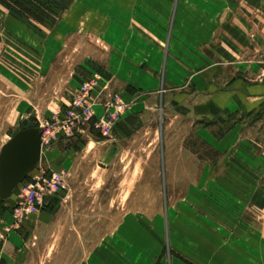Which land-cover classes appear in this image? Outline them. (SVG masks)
<instances>
[{
	"label": "rangeland",
	"instance_id": "obj_1",
	"mask_svg": "<svg viewBox=\"0 0 264 264\" xmlns=\"http://www.w3.org/2000/svg\"><path fill=\"white\" fill-rule=\"evenodd\" d=\"M120 2L0 0V153L40 127L26 179L63 175L38 212H18L19 189L0 200V264H264V102L204 127L192 101L200 61L245 49L246 33L256 64L236 60L214 87L264 83V0H150L131 21ZM169 53L188 66L172 62L164 89Z\"/></svg>",
	"mask_w": 264,
	"mask_h": 264
},
{
	"label": "crops",
	"instance_id": "obj_2",
	"mask_svg": "<svg viewBox=\"0 0 264 264\" xmlns=\"http://www.w3.org/2000/svg\"><path fill=\"white\" fill-rule=\"evenodd\" d=\"M118 1H121L120 3L123 5V8L127 9V11H123L121 13V15L127 17L126 21H131V17L139 13V8H138L139 3H149L150 2V0H115V3H117ZM258 24L259 26L257 28L258 29L257 34H256V28L254 29L253 27V31L255 33L253 38H256L257 36L259 42L261 43V40H262V42L264 43V29L263 31H261L260 23ZM230 27L232 30L231 34L233 33V35H235L236 25H234L233 23L231 24ZM138 31L142 34L140 29H138ZM147 34L151 35V32L147 30ZM246 35L248 36V41L246 40L245 41L247 42L246 45H248V47H245V49L240 50L236 48L237 44H235L233 47L229 49H225L224 47L225 43L223 42V44L218 45V48H216V54L214 55L215 58L212 61L213 63L210 61H207L206 64H203L202 61H200L201 62L200 67H204V70L202 69L200 75L197 74L192 77L193 81L196 80L200 84V86H198L200 91L193 94L192 101L193 103H195V105H197L199 104L200 101L204 100V103H202V105L205 104L206 112L208 113V119H206L208 122L206 123H209V124H206L204 127H217L218 126L217 120L219 116H227L230 113L232 112L234 113L236 111H239L242 113L250 112V110L256 107L260 102H264V83L263 84H252V83H249L248 81L244 82L245 80L244 81L242 80V83L240 86H236V83L233 82L232 84L228 85V87H225L224 89H217L216 87H214V84L217 83L216 74L223 72L224 68L225 69L228 68L227 66L231 65V63H235L236 60L238 61L239 59L243 58L247 64H250V65L256 64L254 61H253L254 63H252V60H254L255 57L254 59L245 58L247 54L252 53L250 51L252 48V45H251L252 42H250V39H249L251 37V34L246 33ZM202 44H203V40L200 41L198 49L195 50L196 53L199 54L200 58H202L201 60H203L204 58ZM253 45L255 44L253 43ZM258 46L259 47H256V46L254 47H255V50L257 49L259 52L260 51L259 49L261 47L260 45ZM179 59L178 57L177 59L175 57H171L170 53L168 55V58L165 57L164 60L167 61V65L165 67L166 70L164 73V77L162 79L160 75L157 76L159 77L158 78L159 87L163 85L164 89H169L174 85V82L170 80V76H171L170 72H171V68L173 67L174 61L177 62L175 63V68L177 67L186 68L188 66V64L186 63H180L181 59L180 60ZM110 63L112 64V66L114 65L112 55L110 58ZM145 63L146 64L144 68L146 70V73H148V75H151L152 78L155 79L156 77L155 70L149 66L148 62H145ZM143 65H144L143 62H141L139 63L138 66L141 67ZM210 67H216V68L218 67L217 69L218 71L214 70V71L209 72L208 70L207 71L205 70V69H209ZM247 71L248 69H244L243 71L245 72L243 73L244 77L245 75H251L249 74V71L248 72ZM188 76H190V74H187L185 77H188ZM185 77L183 78L185 79ZM150 78L151 77H149L148 79L140 80L138 77L136 78L135 76L132 75L130 79H126L125 81L130 84H136V85L141 84L140 86L143 87L144 84L146 85L150 83L149 82ZM165 87H168V88H165ZM162 100H163L164 106L166 107L165 98L163 97L162 99H160V103ZM163 110L165 111V108H163ZM200 115L202 114L200 113L194 114L193 119L194 120L199 119L200 117H202ZM138 120L139 118L136 117V118H131L130 120H126L124 124L121 123L120 133L125 132L124 131L125 129L129 130V128H132V130H134L135 127H139ZM124 127L125 129H123ZM199 127H202V126H199ZM227 127H229V125Z\"/></svg>",
	"mask_w": 264,
	"mask_h": 264
},
{
	"label": "water",
	"instance_id": "obj_3",
	"mask_svg": "<svg viewBox=\"0 0 264 264\" xmlns=\"http://www.w3.org/2000/svg\"><path fill=\"white\" fill-rule=\"evenodd\" d=\"M42 128L29 127L16 132L0 153V200H8L42 158Z\"/></svg>",
	"mask_w": 264,
	"mask_h": 264
},
{
	"label": "built area",
	"instance_id": "obj_4",
	"mask_svg": "<svg viewBox=\"0 0 264 264\" xmlns=\"http://www.w3.org/2000/svg\"><path fill=\"white\" fill-rule=\"evenodd\" d=\"M110 129V127H107ZM42 136V146L44 145ZM63 184V175L59 172L53 173L50 177H32L29 180H24L14 192L19 199L17 207L20 213H32L40 211L45 203V197L55 194L61 189ZM13 192V194H14Z\"/></svg>",
	"mask_w": 264,
	"mask_h": 264
},
{
	"label": "trees",
	"instance_id": "obj_5",
	"mask_svg": "<svg viewBox=\"0 0 264 264\" xmlns=\"http://www.w3.org/2000/svg\"><path fill=\"white\" fill-rule=\"evenodd\" d=\"M21 6H22V4H21Z\"/></svg>",
	"mask_w": 264,
	"mask_h": 264
}]
</instances>
